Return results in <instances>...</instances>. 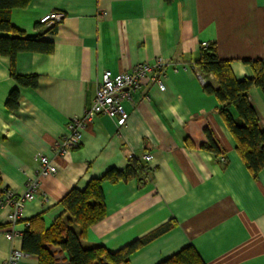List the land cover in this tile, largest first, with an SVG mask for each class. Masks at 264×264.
<instances>
[{"label":"crops","instance_id":"1","mask_svg":"<svg viewBox=\"0 0 264 264\" xmlns=\"http://www.w3.org/2000/svg\"><path fill=\"white\" fill-rule=\"evenodd\" d=\"M53 10L65 13L59 23H38ZM10 22L51 41L53 50L16 55V73L36 75V87L20 85L10 75V58L0 55V188L22 194L29 179L40 183L17 224L10 223L9 207L0 208V264L12 248L21 250L27 220L39 215L48 228L66 216L60 201L71 188L83 189L89 179L146 153L152 173L145 185L135 179L101 184L105 216L86 229L84 247L115 252L171 222L129 264H156L188 244L206 264H264V169L252 177L216 111L215 96L203 89L205 83L215 86L213 75L194 65L202 43L214 41L235 78H250L242 60L264 59V0H31L10 11ZM156 57L167 61L165 90L143 80L141 91L121 102L125 124L97 114L77 148L56 154L54 143L67 122L90 106L104 70L117 74ZM13 90L16 110L6 106ZM249 100L264 129V93L251 87ZM229 112L237 116L234 108ZM206 129L221 153L199 147ZM37 154L56 166L54 174H42ZM50 249L58 264H67L58 246ZM18 264L38 259L24 254Z\"/></svg>","mask_w":264,"mask_h":264},{"label":"trees","instance_id":"2","mask_svg":"<svg viewBox=\"0 0 264 264\" xmlns=\"http://www.w3.org/2000/svg\"><path fill=\"white\" fill-rule=\"evenodd\" d=\"M30 1L0 0V55L10 58V75L20 85L36 87V75L16 73V55L19 52L50 53L53 43L42 40L37 35H26L10 22V11L16 7H25ZM163 1L169 4L173 0ZM242 62L251 68L252 76L238 80L231 71L229 60L218 56L216 42L212 41L207 42L206 46H200L194 65L200 73L213 75L215 86L205 83L203 89L215 96L218 102L216 111L233 137L238 155L255 178L264 169V129L259 126L255 109L249 100V91L251 87H258L264 93V59H244ZM17 98L18 92L11 91L6 106L16 110ZM229 108L235 109L236 117L230 114ZM205 132L207 141L199 147L214 154L221 153L219 144L211 132L208 129ZM151 171L142 157L131 156L124 168L106 170L100 177L89 179L83 189L71 188L60 201L67 213L65 217L57 218L48 228H45L39 215L26 221L21 251L35 255L38 264H58L50 245L58 246L59 250L66 254L67 264H129V258L135 251L166 233L172 223L167 222L159 226L115 252H110L100 245L84 247L81 237L88 227L105 216L104 195L101 189L103 182H127L135 179L139 186H143L150 180ZM6 189L0 188V194ZM72 225H75L78 231H75ZM156 264L206 263L195 247L188 244Z\"/></svg>","mask_w":264,"mask_h":264},{"label":"built area","instance_id":"3","mask_svg":"<svg viewBox=\"0 0 264 264\" xmlns=\"http://www.w3.org/2000/svg\"><path fill=\"white\" fill-rule=\"evenodd\" d=\"M65 16L60 10L46 12L39 19L38 23L46 28H52ZM203 46L207 42L202 43ZM167 61L162 57H156L151 61L138 63L128 71H121L113 74L111 70H104L98 82L95 94L90 106L79 117L70 119L65 127V132L54 143L53 149L59 156L64 155L73 148H77L81 142L84 129L92 124L93 118L100 113L115 115L118 117V124H125L128 113L124 110L121 102L124 99L132 100L134 96L143 88V80L158 86L160 90H165V71ZM198 76L201 74L198 72ZM143 92V91H142ZM147 98V95H142ZM41 164L42 174H54L56 166L43 154L35 156ZM143 160H149L148 153L142 156ZM223 160V158H222ZM40 183L38 178L29 179L26 183V190L22 194H16L7 188L0 194V208L9 207V220L12 225L17 224L23 218L24 209L29 201L37 197ZM10 237V233H7ZM23 252L17 248H12L6 264H18L23 256Z\"/></svg>","mask_w":264,"mask_h":264}]
</instances>
